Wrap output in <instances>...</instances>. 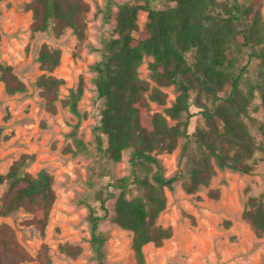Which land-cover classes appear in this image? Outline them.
<instances>
[{
    "label": "trees",
    "instance_id": "obj_1",
    "mask_svg": "<svg viewBox=\"0 0 264 264\" xmlns=\"http://www.w3.org/2000/svg\"><path fill=\"white\" fill-rule=\"evenodd\" d=\"M134 2L150 0H131ZM175 5L164 10L152 9L149 4L126 3L119 6L116 37L102 41L101 58L93 65L97 96L103 100L100 124L96 128V146L110 162H120L124 151L131 150L132 183L143 195L131 200L124 193L117 199L112 221L133 232L132 247L139 264H145L144 247L161 246L172 237L171 228L158 225L160 214L167 207L166 188H172L179 176H165L161 161L154 152H172L178 140L186 136L182 126H171L166 115L179 119L182 112L197 107L205 120L206 128L193 132L197 143L207 152L202 167L194 169L195 183H208L214 174L209 157H214L220 169L250 173V164L260 147L251 135L245 119L250 117L249 97L242 89L248 63L242 60L257 59L264 67V0H174ZM114 0H107L111 10ZM26 10L33 14L34 33L53 31L61 36L71 29L78 40L87 36L86 15L91 5L85 0H32ZM140 11L147 12L140 27ZM38 61L52 71L59 66L62 53L59 49L41 46ZM145 57H152L148 67L156 87L140 77L139 69ZM261 82L253 90L264 108V70ZM1 80L7 93L26 91L25 83L12 67L1 70ZM62 79L41 76L37 86L42 89L49 112H57L58 91ZM85 81L80 79L76 90L66 104L79 114ZM175 86L179 91L176 102L165 108V115L152 112L151 102L166 105L167 94L162 88ZM196 99L192 101V95ZM220 94H223L220 95ZM212 102L208 107L205 100ZM264 139V123L259 126ZM77 152H86L85 144L73 134ZM24 155L15 161L0 184L7 189L2 197L0 216L7 217L19 209L31 213L29 221L45 236L50 213L56 201L54 177L45 170L37 176L25 171L28 160ZM154 168H157L154 171ZM127 187V179L119 181ZM209 195L219 198V190ZM105 208L106 199L101 198ZM103 217L89 208L90 247L95 264H106L104 251L107 237L101 229ZM243 219L257 236L264 235V194L249 197ZM60 250L70 258H78L83 248L66 243ZM33 256L19 242L17 234L8 224H0V264H21L33 261ZM39 264H52L49 247L43 244L36 256Z\"/></svg>",
    "mask_w": 264,
    "mask_h": 264
},
{
    "label": "rangeland",
    "instance_id": "obj_2",
    "mask_svg": "<svg viewBox=\"0 0 264 264\" xmlns=\"http://www.w3.org/2000/svg\"><path fill=\"white\" fill-rule=\"evenodd\" d=\"M32 0H0V174L8 172L22 156H33L25 171L37 176L42 170L54 177L56 201L52 208L45 236L29 221L33 215L19 209L7 217L0 216V224H8L17 234L19 242L34 260L21 264H39L36 256L43 244L48 245L52 264H95L90 247L89 208L93 207L104 219L101 229L107 241L104 251L106 264H139L132 247L133 232L112 221L117 199L122 193L131 200L143 195L132 181L131 150L123 153L120 162H110L97 150L96 135L104 102L97 96L93 65L101 58L102 41L116 37V17L119 6L130 3L149 4L152 9L164 10L175 5L174 0L134 2L114 0L111 10L107 0H85L91 5L86 15L87 36L80 41L71 29L61 36L53 31L34 33L31 29L33 14L26 10ZM264 18V5H263ZM147 12L140 11L139 25L146 21ZM44 44L62 53L61 61L52 71L44 69L38 57ZM145 57L139 69L140 77L156 87L151 79L149 63ZM242 89L249 97L250 117L245 123L260 147L250 164V173L220 169L214 157H209L214 174L208 183H195L191 172L202 167L207 152L197 143L193 132L205 129V120L197 107L182 112L179 119L166 115L171 126L186 129V136L178 140L172 152L154 154L161 161L163 174H177L178 181L166 188L167 207L158 218V225L171 228L172 237L161 246L144 247L145 264H264V235L257 236L243 219L249 197L264 194V139L259 126L264 123V108L252 85L262 80L264 70L260 61L248 60ZM10 66L25 83L26 91L9 94L1 80V70ZM54 76L64 82L58 91L57 112H49L42 89L37 86L41 76ZM85 81L84 93L79 101V114L72 112L66 101L77 89L80 79ZM167 94L166 105L151 102L152 112L165 115V108L177 100L175 86L162 88ZM223 96V94H220ZM196 95H192V101ZM205 100V99H204ZM212 107L210 100H205ZM75 136L82 140L86 152H77ZM157 168H154L156 171ZM127 179V187L119 181ZM7 185L0 184V207ZM219 190L217 199L209 195ZM101 198L106 199L105 208ZM66 243L79 245L82 254L70 258L60 247Z\"/></svg>",
    "mask_w": 264,
    "mask_h": 264
}]
</instances>
